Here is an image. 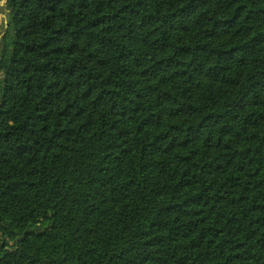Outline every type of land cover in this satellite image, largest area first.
<instances>
[{
  "label": "trees",
  "instance_id": "16d2710c",
  "mask_svg": "<svg viewBox=\"0 0 264 264\" xmlns=\"http://www.w3.org/2000/svg\"><path fill=\"white\" fill-rule=\"evenodd\" d=\"M0 264H264V0H6Z\"/></svg>",
  "mask_w": 264,
  "mask_h": 264
},
{
  "label": "rangeland",
  "instance_id": "374dc122",
  "mask_svg": "<svg viewBox=\"0 0 264 264\" xmlns=\"http://www.w3.org/2000/svg\"><path fill=\"white\" fill-rule=\"evenodd\" d=\"M5 1L6 0H0V31L3 30L5 27L4 24L6 23L7 9L5 6Z\"/></svg>",
  "mask_w": 264,
  "mask_h": 264
},
{
  "label": "flooded vegetation",
  "instance_id": "af4514ba",
  "mask_svg": "<svg viewBox=\"0 0 264 264\" xmlns=\"http://www.w3.org/2000/svg\"><path fill=\"white\" fill-rule=\"evenodd\" d=\"M1 37V36H0Z\"/></svg>",
  "mask_w": 264,
  "mask_h": 264
}]
</instances>
